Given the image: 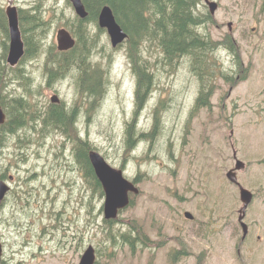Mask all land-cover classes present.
<instances>
[{
	"label": "rangeland",
	"instance_id": "rangeland-1",
	"mask_svg": "<svg viewBox=\"0 0 264 264\" xmlns=\"http://www.w3.org/2000/svg\"><path fill=\"white\" fill-rule=\"evenodd\" d=\"M214 1L219 9L213 24L199 32L214 42L230 35L242 64H235L226 48L211 52L203 67L221 73L206 79L214 90L212 105L194 110L200 81L192 57L169 68L152 47L146 55L153 63L154 89L138 118L136 138L152 131L155 113L160 128L154 141L144 139L133 150H127L125 137L136 110L137 76L126 46L115 51L104 29L101 34L94 23L86 27L91 32H83L92 45L89 60L102 77L94 82L102 80V95L90 117L83 112L79 129L110 165L124 167L140 194L116 220H105V197L86 185L75 162V137L52 131L44 143L19 150L15 135L4 136L0 174L5 173L11 190L0 203V264H79L90 245L97 264H172L171 257L182 247L189 254L177 264H264V0ZM10 2L23 11L19 15L26 28L32 27L30 15H37L36 24L42 26L36 58H25L12 71L3 61L2 29L7 24L0 13V71L6 66L9 79L22 74L31 78L24 86L15 79L0 88L6 104L14 96L29 98L42 114L54 95L63 104L72 103L79 71L73 69L52 87L44 74L57 31H71L79 21L72 5L68 0H0V8ZM201 10L206 14L208 8ZM7 105L12 109L13 104ZM234 152L247 165L238 172L239 182L254 194L243 243L239 189L226 177L235 166ZM185 212L194 221L186 220ZM130 232L140 233L135 252L122 246L121 235Z\"/></svg>",
	"mask_w": 264,
	"mask_h": 264
},
{
	"label": "trees",
	"instance_id": "trees-1",
	"mask_svg": "<svg viewBox=\"0 0 264 264\" xmlns=\"http://www.w3.org/2000/svg\"><path fill=\"white\" fill-rule=\"evenodd\" d=\"M86 10L88 11V18L86 21H80L75 25L71 32L74 33L78 39L74 49L67 52H58L53 47V53L49 51L48 59L45 64V71L47 73V81L50 85L59 79L66 77L73 69H77L81 74L80 83L86 82L89 88H84V92L98 94L95 89L97 82L95 80L100 78L94 77L95 70L90 64L89 55H91L92 45L90 40L83 34L86 31L90 32L88 28L82 27L83 23L87 26L93 22L98 24V16L100 10L104 6L111 7L117 22L120 24L124 32L127 34V40L124 43L127 47V55L130 59L132 70L134 74L141 72L140 79H138L136 90V103H138V110L142 112L145 108L150 93L153 92L154 78L150 73L153 67V63L146 54L150 55V49L154 47L158 52V59L161 58L170 67L175 66V63L184 59L192 57L194 62L193 71L197 63L200 67L195 73L201 80L209 78L211 75H205L211 68H204L203 63H206L208 56L211 54V49H216L222 46L234 55L239 57V46L235 45L231 40V37L226 36L225 40L217 43H213L209 35L202 34L199 29L202 26H208L213 24L212 16L201 10L202 0H82ZM37 15H30L27 21L31 28H26V22L24 18H20V26L25 42V58H34L38 53V39L41 35L38 30L41 28V24H36ZM40 20V19H39ZM5 29L6 36L8 37L7 26ZM81 28L84 30L81 32ZM99 29V33H103V30ZM105 32V31H104ZM91 33V32H90ZM96 46V45H95ZM5 53L3 61L6 59V53L8 46H5ZM72 69V70H71ZM150 70V71H149ZM24 73L25 71H21ZM2 78L0 81V88L11 83V77L7 73L6 66H3L0 71ZM85 76V78H82ZM21 84L31 82V78H27L25 75L18 77ZM95 83V85L93 84ZM18 94V93H17ZM95 94H93L95 96ZM14 96L9 99L8 102L13 104L12 109H7L5 97L0 94V98L3 104L6 105L5 109L8 112L10 121H8L2 128L1 132L5 138L12 134H17L21 130L24 134H28L32 129H37L40 125V133H50L52 131H61L64 134H68L67 128L69 127V121L67 119L68 112L64 110L63 105H51L46 113L35 110V105L28 98L23 100V97ZM25 97V96H24ZM98 97V96H97ZM200 98L199 101H201ZM70 119V118H69ZM155 121L159 124V118L156 114ZM134 120L127 129V149L134 148L133 140L137 139L135 134ZM152 136V133L141 134L140 138ZM31 138H25L20 140V144H25L30 141ZM80 141H78L75 150V162L81 166L85 171V176L89 180V183L94 191L103 195V189L95 176L94 170L88 159V148H80ZM23 146V145H21ZM20 158L25 161L26 157L24 153L19 154ZM4 179L6 178L3 177ZM132 204V202H131ZM123 247H128L131 252H135L138 247V238L134 236L132 232L121 235Z\"/></svg>",
	"mask_w": 264,
	"mask_h": 264
},
{
	"label": "water",
	"instance_id": "water-1",
	"mask_svg": "<svg viewBox=\"0 0 264 264\" xmlns=\"http://www.w3.org/2000/svg\"><path fill=\"white\" fill-rule=\"evenodd\" d=\"M73 3V6L77 12V14L81 18L87 17V12L82 4L81 0H70ZM210 13L212 15L215 14L218 9V4L215 2L206 1ZM6 14L9 20V28H10V37L11 44L8 54V63L11 66H16L20 59L25 54L24 42L22 40L20 28H19V20H18V11L17 8L9 6L6 9ZM99 25L101 28L107 29L111 41L114 47L118 44L122 43L127 34L122 30L120 25L116 22L115 16L110 7L105 6L102 8L99 15ZM231 27V24H229ZM57 41H58V50L59 51H67L75 46V40L71 36V34L66 29H60L57 33ZM52 102L58 103L59 100L57 97L52 98ZM6 115L3 111V108L0 103V125L5 122ZM89 160L94 168L95 174L102 184V187L105 192V205H104V213L105 218L116 219L118 217V213L120 210L125 209L130 204V193L138 194L139 190L127 180L124 176V173L120 169H116L110 166L107 161L97 152L91 151L89 153ZM244 164L241 162L237 163L236 169H242ZM227 177L234 183H238L236 178V173L234 170H231ZM9 187L6 185L4 181L0 180V201H2L9 191ZM240 197L242 202L244 203V207L241 210L240 221L244 218V214L247 206L252 200V194L246 190L244 187L240 186ZM187 218H192L190 213H186ZM244 234L247 233V226L243 224ZM2 255V246L0 244V257ZM96 255L95 250L92 246L88 247V249L84 252L81 257L79 264H95Z\"/></svg>",
	"mask_w": 264,
	"mask_h": 264
},
{
	"label": "flooded vegetation",
	"instance_id": "flooded-vegetation-1",
	"mask_svg": "<svg viewBox=\"0 0 264 264\" xmlns=\"http://www.w3.org/2000/svg\"><path fill=\"white\" fill-rule=\"evenodd\" d=\"M140 74H141V72H137L135 75L137 76V79H140ZM83 112L84 111H82V112H80V114H79V118L77 119V115L75 114V117L73 118V121H76V120H81V118H82V115H83ZM85 114H86V112H85ZM138 142V139H134V144H136ZM258 240H262V237L261 236H258V238H257Z\"/></svg>",
	"mask_w": 264,
	"mask_h": 264
},
{
	"label": "bare ground",
	"instance_id": "bare-ground-1",
	"mask_svg": "<svg viewBox=\"0 0 264 264\" xmlns=\"http://www.w3.org/2000/svg\"><path fill=\"white\" fill-rule=\"evenodd\" d=\"M0 13H1V12H0ZM19 76H21V75H18V76L16 77L17 80H19V79H18ZM19 81H20V80H19ZM20 83H21V82H20ZM21 85H22V84H21ZM22 86H23V85H22ZM133 144H134V140H133ZM129 196L136 197V194H134V195L129 194Z\"/></svg>",
	"mask_w": 264,
	"mask_h": 264
}]
</instances>
